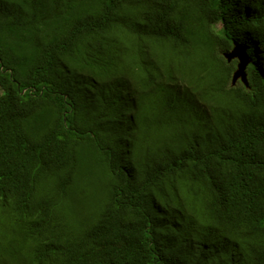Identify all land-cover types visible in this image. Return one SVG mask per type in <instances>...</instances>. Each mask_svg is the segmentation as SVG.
I'll use <instances>...</instances> for the list:
<instances>
[{"label":"trees","instance_id":"obj_1","mask_svg":"<svg viewBox=\"0 0 264 264\" xmlns=\"http://www.w3.org/2000/svg\"><path fill=\"white\" fill-rule=\"evenodd\" d=\"M0 264H264V0H0Z\"/></svg>","mask_w":264,"mask_h":264},{"label":"water","instance_id":"obj_2","mask_svg":"<svg viewBox=\"0 0 264 264\" xmlns=\"http://www.w3.org/2000/svg\"><path fill=\"white\" fill-rule=\"evenodd\" d=\"M236 56L239 57V59L242 61V64L239 66V71L235 75V80L243 79V81H245L244 70L247 67V59L245 55L242 53V51H240V49L238 48L234 49V51L229 55V58H233Z\"/></svg>","mask_w":264,"mask_h":264},{"label":"rangeland","instance_id":"obj_3","mask_svg":"<svg viewBox=\"0 0 264 264\" xmlns=\"http://www.w3.org/2000/svg\"><path fill=\"white\" fill-rule=\"evenodd\" d=\"M231 53H232V52H231ZM231 53H230V54H231ZM230 54H227V55H226L227 58L230 59V60H232V59H234V58H237V59L240 61V64H239V66H240V65L242 64V61L239 59V57L236 56V57H233V58H229V55H230ZM247 65H248V62H247ZM236 74H237V73H236ZM236 74H235V75H236Z\"/></svg>","mask_w":264,"mask_h":264}]
</instances>
